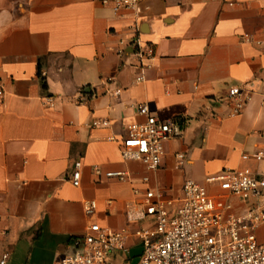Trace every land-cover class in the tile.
I'll list each match as a JSON object with an SVG mask.
<instances>
[{"label": "crops", "instance_id": "0c3cea01", "mask_svg": "<svg viewBox=\"0 0 264 264\" xmlns=\"http://www.w3.org/2000/svg\"><path fill=\"white\" fill-rule=\"evenodd\" d=\"M103 1L0 0V259L9 252L7 264H58L92 223L127 228L135 189L177 200L187 179L203 182L225 169L264 176V161L253 157L264 151V0H129L134 7L118 13L113 6L123 0ZM137 36L154 49L144 71L131 46ZM232 86L251 94L237 116L225 100ZM118 88L119 97L107 93ZM139 105L182 129L154 172L121 156L127 126L145 121ZM102 120L109 125L92 126ZM110 171L131 179H107ZM91 201L97 209L89 216ZM229 202L237 216L249 206ZM256 236L264 245V224ZM140 253L131 240L129 252L110 259L130 264Z\"/></svg>", "mask_w": 264, "mask_h": 264}, {"label": "built area", "instance_id": "2783aa9c", "mask_svg": "<svg viewBox=\"0 0 264 264\" xmlns=\"http://www.w3.org/2000/svg\"><path fill=\"white\" fill-rule=\"evenodd\" d=\"M105 4L107 1H103ZM115 13L122 8L132 9L134 2L117 1ZM137 67L144 71L153 57L151 44L143 42L140 36L131 43ZM123 50L120 51L122 53ZM144 76L137 77L142 82ZM108 94L119 97L121 89H108ZM0 98L4 91L0 83ZM84 93L80 101H84ZM251 99V94L241 86L229 88L225 100L231 108V115H240ZM48 106L53 100L49 99ZM137 113L145 118L142 123L127 126V136L122 141L121 156L125 161L140 162L148 172L157 171L163 162L165 144L182 134L180 124L175 119L158 117L147 105H139ZM108 120L94 121L92 126H108ZM253 157L264 161V151ZM178 166L185 162V156H177ZM243 159H249L244 155ZM94 173L101 176L99 167ZM82 163H75L71 182L81 185ZM107 179L128 181L127 171L105 173ZM148 176L143 182L149 183ZM215 188L217 193H212ZM135 201L128 206L127 228L112 230L92 223L88 233L72 240L71 249L58 264H120L110 259L118 252H129V242L134 240L141 248L136 262L130 264H264V245L259 244L257 229L264 224V176H251L242 170L225 169L208 176L203 182L185 180L181 196L177 200L167 199L161 190H134ZM232 198L248 203L241 215L230 213ZM97 209L95 201L88 202L85 212L91 216ZM10 253L5 252L0 264H7Z\"/></svg>", "mask_w": 264, "mask_h": 264}, {"label": "rangeland", "instance_id": "374dc122", "mask_svg": "<svg viewBox=\"0 0 264 264\" xmlns=\"http://www.w3.org/2000/svg\"><path fill=\"white\" fill-rule=\"evenodd\" d=\"M133 253H134V255H135L137 252L134 251ZM123 256H124L123 254H120V255H118V258H119V257H123ZM119 259H120V258H119ZM137 260H138V258H135L133 261L136 262Z\"/></svg>", "mask_w": 264, "mask_h": 264}]
</instances>
